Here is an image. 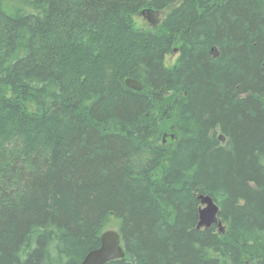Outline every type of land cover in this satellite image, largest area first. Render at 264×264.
<instances>
[{
    "label": "trees",
    "instance_id": "obj_1",
    "mask_svg": "<svg viewBox=\"0 0 264 264\" xmlns=\"http://www.w3.org/2000/svg\"><path fill=\"white\" fill-rule=\"evenodd\" d=\"M0 113V264H264V0H0Z\"/></svg>",
    "mask_w": 264,
    "mask_h": 264
},
{
    "label": "water",
    "instance_id": "obj_2",
    "mask_svg": "<svg viewBox=\"0 0 264 264\" xmlns=\"http://www.w3.org/2000/svg\"><path fill=\"white\" fill-rule=\"evenodd\" d=\"M154 13L155 10L147 8L142 9L139 12V15L151 19ZM124 83L127 87L135 90L141 89L142 86L137 79L132 77H127L124 80ZM220 138L222 137L220 136ZM197 198L199 199L200 207L196 227L209 228L215 224L217 226V231L224 233L225 226L218 217V204L208 194L200 193ZM123 256L124 250L121 246L119 232L116 229H106L100 235V245L97 248L90 250L79 264H107L108 262L117 258H122Z\"/></svg>",
    "mask_w": 264,
    "mask_h": 264
},
{
    "label": "rangeland",
    "instance_id": "obj_3",
    "mask_svg": "<svg viewBox=\"0 0 264 264\" xmlns=\"http://www.w3.org/2000/svg\"><path fill=\"white\" fill-rule=\"evenodd\" d=\"M153 10V9H152ZM164 15H165V11L164 10H161V11H159V10H155V13H154V15L152 16V18L151 19H148L146 16H143V15H138V18H137V22H138V24L139 25H141V26H143V27H157V26H159V24H160V21L162 20V18L164 17ZM117 35H118V39L120 40V36H124V35H122L121 33H117ZM127 43L125 44V50L127 51L128 49H129V46H131V44H132V39L131 38H128L127 40ZM106 44H108V46L109 45H112V43H111V41H106ZM113 44H115V43H113ZM85 51V50H84ZM84 51H82V52H84ZM82 52H79L78 54H77V56H76V60H77V62L75 61L74 62V64L75 65H79L80 67H86V68H89V66H90V62H89V56L88 55H85L86 53H82ZM66 53H68V51L66 52ZM108 54H110L111 53V50L110 51H108L107 52ZM110 56V55H109ZM176 57H177V54H176V52H174V53H171V54H168L167 56H165V58H164V62H165V64L167 65V66H170V65H172L173 63H174V61H175V59H176ZM122 59H123V61L125 60V58L124 57H122ZM89 70H90V68H89ZM92 70V69H91ZM96 72V74H101V73H104L105 72V66L104 65H102L100 68H99V70L97 71H95V70H92V71H90L88 74H87V82L86 83H90V82H94V80L92 81V78H93V76H94V73ZM66 74H68L67 76H66V80H68V81H70L71 83H69L68 84V86H69V88H71L72 89V87L73 86H76L77 85V82H76V80L74 79V77H72L73 75H71L70 73H66ZM95 79V78H94ZM0 116H2L1 118H0V131L2 132V131H4L6 128H11V126H12V124H11V122H12V119H11V117L6 113V114H3V113H0ZM43 127V126H42ZM42 127L40 126L39 128H37V127H35L34 129L36 130L35 132L36 133H38V131H42ZM17 132H19V131H17ZM34 134H31V137L33 136ZM220 135H222L221 133H220ZM218 136V139H219V134L217 135ZM22 137V139L23 140H27L28 141V138L26 139V138H24V136H21ZM166 138H171V134H168V136L166 137V135L164 136V138H163V141H165L166 140ZM8 139L9 138H6L5 140H4V142L5 143H8ZM224 139L225 138H223V140H221V139H219L221 142H223L224 141ZM1 144V143H0Z\"/></svg>",
    "mask_w": 264,
    "mask_h": 264
},
{
    "label": "bare ground",
    "instance_id": "obj_4",
    "mask_svg": "<svg viewBox=\"0 0 264 264\" xmlns=\"http://www.w3.org/2000/svg\"><path fill=\"white\" fill-rule=\"evenodd\" d=\"M218 134H219V139L223 140V138H224L223 135H220V133H218ZM220 136H221L222 138H220Z\"/></svg>",
    "mask_w": 264,
    "mask_h": 264
}]
</instances>
